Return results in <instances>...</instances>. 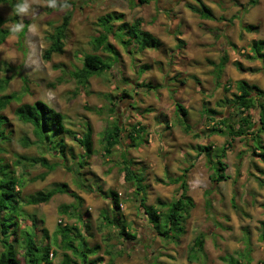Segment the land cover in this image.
<instances>
[{"label":"rangeland","instance_id":"obj_1","mask_svg":"<svg viewBox=\"0 0 264 264\" xmlns=\"http://www.w3.org/2000/svg\"><path fill=\"white\" fill-rule=\"evenodd\" d=\"M19 1L6 0L0 4L2 29L22 25L0 45V80L9 79L0 97H21L1 112L8 120L5 127L9 139L0 142V163L17 173L24 196L67 184L70 192L81 198L77 200L71 193L57 194L49 203L25 208L35 218L38 243L44 240L43 229H47L46 241L58 253L51 256L52 261L59 264L65 252L61 246L62 235L55 236L58 229L77 226L90 248L99 246L98 252L89 256L98 264H228L229 257L243 264L249 261L264 264V244L260 241L264 185L258 181V176L264 178V160L252 153L260 145L259 140H252L250 136L243 140L237 138L223 159L220 158L226 164L229 178L214 184L211 179L214 169L208 160L222 153L227 138L209 132L213 123H208L204 114L206 107L224 115L231 112V106H218V103L232 99L237 93L236 82L245 80L243 74L247 72L240 71L236 62L245 69L264 68V62L247 58L252 53V43L264 40V0L255 6L249 5L251 0H202L212 10L215 17L212 20L188 8L195 0H149L147 3L60 0L73 3L70 7L73 19L64 53L48 61L43 59L44 50L49 46L46 36L61 23L66 10L57 8L49 12V0H27V14L17 15L14 9ZM111 12L125 14L127 22L141 17L144 29L158 37L163 45L143 52L131 48L134 54H130L129 49L111 37L110 42L119 52L118 62L112 61L109 71L92 77L87 90L78 88L70 71L81 67L84 54L94 52L92 40L102 31L98 18ZM26 21L30 24L21 38ZM248 26L254 28L247 30ZM226 54L229 61L217 80L216 65ZM144 67L147 70L140 73ZM247 75L252 84L264 90L263 70ZM147 83L155 87L148 90L142 86ZM229 85L231 91L225 92L224 87ZM124 92L128 96L124 97ZM38 100L64 114L67 126L73 130L83 131L85 122L92 126L95 153L81 170L83 176L67 168L73 166L71 156L62 164L57 156L47 153L45 157L50 162L60 165L44 179L39 176L47 170L40 165L16 164L22 156L42 154L35 146L23 145V138L35 139L33 128L15 115L20 105ZM177 102L184 106L187 116L176 111ZM252 113L256 129L260 126V112L253 110ZM116 120L125 130L121 137L124 144L130 143L127 133L134 124L141 123L147 130L148 141L138 148H128L126 154L134 161V170L145 177L148 206L155 205L159 199L178 198L180 185L167 182L189 169L188 195L196 206L187 222L186 234L178 242H165L158 236L133 195L134 187L125 182L121 172L122 146L111 156L104 154L106 130ZM187 125L192 128L190 132L185 130ZM261 139L264 144V133ZM209 145L213 147V156L208 159L206 154L197 155L196 147ZM75 152L80 153V147L76 146ZM98 187L105 192H118L122 215L136 239L120 236L118 226H104L102 217L112 205L102 197ZM61 206H69L68 211L63 213ZM20 224L23 228L32 221L23 220ZM200 234L205 236L204 252L189 261L191 247ZM54 240L57 245L52 244Z\"/></svg>","mask_w":264,"mask_h":264},{"label":"trees","instance_id":"obj_2","mask_svg":"<svg viewBox=\"0 0 264 264\" xmlns=\"http://www.w3.org/2000/svg\"><path fill=\"white\" fill-rule=\"evenodd\" d=\"M149 0H141V2H148ZM6 0H0V4ZM21 2V0L19 1ZM195 4L189 3L188 8L201 16L204 19H215L212 10L202 1L195 0ZM259 0H251L249 5L255 6ZM73 3L70 1L55 0L54 6H47L49 12L55 9H65L62 21L57 25L53 31L49 32L46 39L49 43L48 48L44 50L43 59L51 60L54 55H61L65 51V41L67 38V31L73 19V10L70 9ZM18 17L16 16L15 19ZM4 20L0 18V45L13 33L11 29H2ZM144 20L141 17L134 19L132 22H127L126 16L123 13L111 12L98 18V26L101 28L99 36L92 40L93 53H86L83 55L82 65L79 68L70 71L71 78L75 80L78 88L87 90L90 85V80L94 76L101 75L109 71L113 63L118 62L119 52L115 45L110 42L113 37L116 41L130 54H134L131 48H136L139 52L148 49L155 50L162 47L161 40L147 31L143 27ZM29 22L26 21L25 26L21 32V38H24L27 32ZM254 27L248 26L247 30ZM234 47V45H232ZM98 52H101L99 54ZM251 54L247 55L250 60H260L264 62V40L254 41L251 45ZM102 53L106 54L103 55ZM228 55H224L219 64L216 65L215 73L216 79L220 78L223 73L225 65L228 63ZM237 68L242 72H258L263 69L244 68L240 62H236ZM149 68V67H148ZM147 68H143L140 73H143ZM125 80V79H124ZM9 79L0 80V92L6 89ZM237 93L233 95L232 99L226 98L218 103V106H231L229 115L219 113L216 110L205 108L204 114L207 115V122L213 123L210 128L212 135L218 134L227 138L222 153L213 156L212 146H198L196 147L197 155L213 156V160L208 161L213 165L214 173L211 179L214 184L220 183L229 178L226 174V164L222 162L226 150L232 148L234 141L237 138L259 140L260 145L254 147L252 153L262 160H264V144L262 143L261 135L264 133V90L255 84H250L246 80H239L236 82ZM218 85V82H217ZM148 90L153 89L151 83L142 84ZM225 92H229L230 85L224 87ZM123 96H128L127 92ZM21 97L18 95H3L0 97V142L9 139L8 132L5 127L8 121L1 112L11 103V101H20ZM253 110L260 112V126H256L253 120ZM112 113L115 112L113 108L110 109ZM176 111L184 116H187V111L180 103H176ZM16 117L33 128L34 140L28 137L23 138L22 143L25 147L35 146L41 155L28 157L22 156L16 162L19 166L26 164L28 166L40 165L47 171L39 177L44 179L51 171H54L60 164L58 162H50L45 155L47 153L52 156H57L62 164L66 163L71 156L74 161L72 167H67L73 174L83 176L82 169L86 167L88 161L94 155V144L92 140L93 130L92 126L85 122L83 131H76L69 128L66 124V117L61 112L49 106L43 101H36L32 104H22L15 110ZM185 130L190 132L192 130L190 125L185 126ZM125 130L120 126L119 120L113 123V126L106 130L104 136V154L111 156L118 146H122V167L121 172L124 174V180L127 184L134 187L133 195L140 202V207L144 209L148 221L153 225L154 231L165 242H178L179 239L186 234V225L191 217V211L196 204L194 199L188 195L187 177L189 169L186 168L183 172L168 180L169 185H180V196L172 201L159 199L155 205L148 206L147 190L148 186L145 184V177L139 171H135L133 167L134 161L127 158L126 152L128 148H138L144 142L148 141V133L141 123L134 124L129 132L127 138L129 144H124L122 140V133ZM80 147V153L75 152V147ZM212 152V153H211ZM221 158V159H220ZM216 160V162L214 161ZM75 169V170H74ZM262 171V170H261ZM260 180L261 178L258 177ZM260 183L262 181L260 180ZM84 186V181L81 182ZM92 189V188H91ZM102 197L111 201V208L104 213L102 221L104 226L113 227L118 226L119 235L126 238V240H134L136 235L129 232V225L121 212V198L116 191L105 192L102 188H97ZM71 193L75 199L81 198L75 193L70 192L67 184H58L54 188L45 191H37L33 194L24 196L22 193V183L14 170H9L8 165L0 163V243L3 250L0 252V264H55L51 256H57V252L52 245L46 241L48 236L47 229H43L44 240L41 243L37 242V227L35 218L31 216L26 207L31 205H39L42 203H49L57 194ZM234 203V199L232 200ZM209 205V204H208ZM264 208V203L260 204ZM235 206V203H234ZM236 207V206H235ZM69 206H61V211L66 213ZM31 219L32 224L25 225L22 228L21 222L23 220ZM83 221V220H81ZM260 241L264 244V221L260 222ZM86 225V223H84ZM86 227L89 229L88 224ZM75 231V232H74ZM62 235V249L65 250L63 259L59 264H98L97 260H90L89 256L98 252L99 246L90 248L87 244L82 232L78 230L77 226L60 227L56 232ZM204 238L200 234L194 241L191 251L189 253V261L197 259V254L204 252ZM57 241V239H55ZM52 244H56V241ZM71 252V254L66 251ZM22 253V254H21ZM23 259V260H22ZM228 264H243L239 259L233 257L226 258ZM111 264V263H108ZM250 264V261L247 262Z\"/></svg>","mask_w":264,"mask_h":264},{"label":"clouds","instance_id":"obj_3","mask_svg":"<svg viewBox=\"0 0 264 264\" xmlns=\"http://www.w3.org/2000/svg\"><path fill=\"white\" fill-rule=\"evenodd\" d=\"M55 4V0H49V6L52 7ZM15 13L17 15H23L27 14L29 10V5L27 3V0H21V2L17 3L15 5ZM22 25L21 24H15L12 26L11 31L13 32H18L21 29Z\"/></svg>","mask_w":264,"mask_h":264},{"label":"crops","instance_id":"obj_4","mask_svg":"<svg viewBox=\"0 0 264 264\" xmlns=\"http://www.w3.org/2000/svg\"><path fill=\"white\" fill-rule=\"evenodd\" d=\"M259 72H260V71H258V72H254V74H255V73H259ZM247 73H248V72H247ZM247 73H244V74H243V75H244L243 79H245V80L248 81L250 84H252L251 81H250V79L247 77V76H248ZM258 177H260V176H258ZM260 178L262 179V183H260V180L258 179L260 185H261V184L264 185V178H263L262 176H261Z\"/></svg>","mask_w":264,"mask_h":264}]
</instances>
